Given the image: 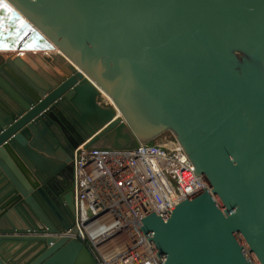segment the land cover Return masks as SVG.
Returning a JSON list of instances; mask_svg holds the SVG:
<instances>
[{"label":"water","instance_id":"95a60500","mask_svg":"<svg viewBox=\"0 0 264 264\" xmlns=\"http://www.w3.org/2000/svg\"><path fill=\"white\" fill-rule=\"evenodd\" d=\"M8 1L57 50L0 52V264H96L37 235L75 223L76 149L167 132L207 186L142 219L163 264H264V0Z\"/></svg>","mask_w":264,"mask_h":264},{"label":"built area","instance_id":"2783aa9c","mask_svg":"<svg viewBox=\"0 0 264 264\" xmlns=\"http://www.w3.org/2000/svg\"><path fill=\"white\" fill-rule=\"evenodd\" d=\"M205 186L206 179L195 173L174 138L131 148L82 144L74 158L75 223L63 232L37 235L76 237L96 264H163L142 229V219L151 212L162 215ZM250 256L251 264H258Z\"/></svg>","mask_w":264,"mask_h":264},{"label":"bare ground","instance_id":"6f19581e","mask_svg":"<svg viewBox=\"0 0 264 264\" xmlns=\"http://www.w3.org/2000/svg\"><path fill=\"white\" fill-rule=\"evenodd\" d=\"M3 48L24 52L56 51V45L8 0H0V52ZM120 129L127 131L123 120Z\"/></svg>","mask_w":264,"mask_h":264},{"label":"flooded vegetation","instance_id":"af4514ba","mask_svg":"<svg viewBox=\"0 0 264 264\" xmlns=\"http://www.w3.org/2000/svg\"><path fill=\"white\" fill-rule=\"evenodd\" d=\"M11 51H17V50H9L7 48H3L2 52H11ZM39 51L41 52L42 49H39ZM66 182H67L66 186H67L68 190L73 191V182H70V181H66ZM73 193H74V191H73Z\"/></svg>","mask_w":264,"mask_h":264},{"label":"crops","instance_id":"0c3cea01","mask_svg":"<svg viewBox=\"0 0 264 264\" xmlns=\"http://www.w3.org/2000/svg\"><path fill=\"white\" fill-rule=\"evenodd\" d=\"M2 53V52H1ZM2 54H8V53H2ZM45 55H47V54H40V53H38V54H33L32 56L33 57H35L36 56V58H39L40 60H42V59H44V57H45Z\"/></svg>","mask_w":264,"mask_h":264},{"label":"rangeland","instance_id":"374dc122","mask_svg":"<svg viewBox=\"0 0 264 264\" xmlns=\"http://www.w3.org/2000/svg\"><path fill=\"white\" fill-rule=\"evenodd\" d=\"M3 53V52H2ZM158 139H163V140H166V139H168L167 138V136L165 135V134H163V136H160L159 138H157L156 140H158ZM156 140H153V141H151V142H156Z\"/></svg>","mask_w":264,"mask_h":264},{"label":"trees","instance_id":"16d2710c","mask_svg":"<svg viewBox=\"0 0 264 264\" xmlns=\"http://www.w3.org/2000/svg\"><path fill=\"white\" fill-rule=\"evenodd\" d=\"M168 139H173V136L171 135V133L167 132V133H164ZM163 136V135H162ZM153 143V142H151Z\"/></svg>","mask_w":264,"mask_h":264}]
</instances>
